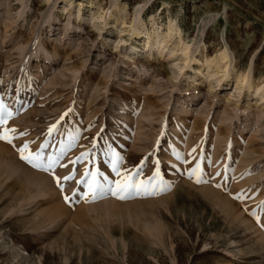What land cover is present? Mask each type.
Returning a JSON list of instances; mask_svg holds the SVG:
<instances>
[{
	"label": "rangeland",
	"instance_id": "1",
	"mask_svg": "<svg viewBox=\"0 0 264 264\" xmlns=\"http://www.w3.org/2000/svg\"><path fill=\"white\" fill-rule=\"evenodd\" d=\"M112 4L0 0V264H264V101L205 76L228 47L264 83V0H118L125 28ZM141 11L202 72L177 36L149 56Z\"/></svg>",
	"mask_w": 264,
	"mask_h": 264
},
{
	"label": "bare ground",
	"instance_id": "2",
	"mask_svg": "<svg viewBox=\"0 0 264 264\" xmlns=\"http://www.w3.org/2000/svg\"><path fill=\"white\" fill-rule=\"evenodd\" d=\"M117 1L118 0H113L112 8L108 12H105L103 10L101 12L100 11H96V12L93 11L94 16H95V18H97L99 20L103 19L106 22H108L109 19H115L116 20L115 24L119 23L120 25H122L123 28H125L126 24H127V22H126L127 14L126 13H123V14L120 13L119 14V13L115 12V10L117 8L116 6L118 5ZM80 5H81V3H80ZM78 16L80 17L81 14L78 13ZM141 22L142 23L144 22V15H143L142 11L140 13L138 12V14L134 17V19L130 25L129 31L132 33V35L139 38L140 43L143 44L142 48L146 49L145 52L146 53L148 52L149 56H152L155 54L161 55L165 48H168L171 45H173V42H172L173 37L177 36L178 41L182 45L181 49H180V51H181V54H180L181 57L180 58L184 62V68H186V67L194 68V67H192V65L194 63H197L200 61L199 57H197L196 55H193L192 50H191V44L183 39L182 31H181L180 27L174 23L173 19H170V23L168 26L169 32L167 34H162L161 27L157 26V23L155 21L154 16L151 17L153 30H149V29H146L145 31L141 30V27H140L141 25H138ZM115 27H116V25H115ZM120 31L126 32V29H121ZM134 48H136L137 52L140 51V49H138L136 46H134ZM230 59H231V57L229 54L228 47L221 49L219 51V54L216 57H214L213 59H210V60L209 59L206 60L205 67L207 68V70H206L207 72L205 73V76L209 77L211 75L209 69L215 66L217 71L213 75L221 73L222 74L221 76L224 78H227L228 76L236 75L235 76L236 82L238 84H240V88L247 90L249 93H251V95L255 94L257 97L260 98V100L264 101V83L262 85L256 84L251 73H248L245 75L240 74V72H238L237 70H235L232 67L231 63L229 62ZM194 70H196V73H198L200 71L202 72V70H200V68H198V67L194 68ZM216 80L219 81L220 78H218Z\"/></svg>",
	"mask_w": 264,
	"mask_h": 264
},
{
	"label": "snow or ice",
	"instance_id": "3",
	"mask_svg": "<svg viewBox=\"0 0 264 264\" xmlns=\"http://www.w3.org/2000/svg\"><path fill=\"white\" fill-rule=\"evenodd\" d=\"M0 123H4L3 119H0ZM0 140H6L9 143L12 142L11 139L9 138L8 134L0 135ZM26 148H27V146L25 145L23 148L20 149V153H21L20 154V159L22 161L26 162L27 164H29L31 167H34V168H42V165L41 164L36 163V161L39 160V157L38 156L25 155L24 154V151L26 150ZM178 158H182V157H178ZM73 163H75V162H73ZM156 163L159 164L160 161L157 160ZM62 166L63 167H67V165H62ZM49 167H51V164L49 165ZM43 170L47 171L48 169H43ZM86 174H89V173H86ZM159 174H160L159 173V170H157L156 175H159ZM94 175H98V173H95ZM191 175H194V173H191ZM54 179H55L57 185L61 188V190H63V184L61 183V178L54 176ZM62 179H63V181H71V180L74 179V175L72 173H69V175L64 176ZM200 182H202V181L200 179H198L197 180V183H200ZM116 186H117L118 189L123 190V189H127V188L131 187L132 185H130L128 183L117 182V185ZM220 186L221 185H217V187H220ZM89 187L91 189L92 186L89 185ZM113 194L115 195L116 193H113ZM92 198L95 199V194H93V197ZM121 198H123V197H121ZM237 198H239V197H237ZM64 199H65L66 202H69V203L71 202V198L68 197V196H65ZM257 219L259 220V217H257Z\"/></svg>",
	"mask_w": 264,
	"mask_h": 264
}]
</instances>
